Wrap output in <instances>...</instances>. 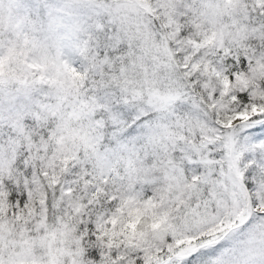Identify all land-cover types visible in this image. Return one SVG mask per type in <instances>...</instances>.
I'll list each match as a JSON object with an SVG mask.
<instances>
[{
	"label": "snow or ice",
	"instance_id": "6c2138e0",
	"mask_svg": "<svg viewBox=\"0 0 264 264\" xmlns=\"http://www.w3.org/2000/svg\"><path fill=\"white\" fill-rule=\"evenodd\" d=\"M0 264H264V0H0Z\"/></svg>",
	"mask_w": 264,
	"mask_h": 264
}]
</instances>
